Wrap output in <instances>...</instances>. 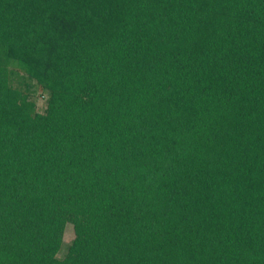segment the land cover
<instances>
[{
    "label": "trees",
    "instance_id": "trees-1",
    "mask_svg": "<svg viewBox=\"0 0 264 264\" xmlns=\"http://www.w3.org/2000/svg\"><path fill=\"white\" fill-rule=\"evenodd\" d=\"M0 264H264V0H0Z\"/></svg>",
    "mask_w": 264,
    "mask_h": 264
},
{
    "label": "rangeland",
    "instance_id": "rangeland-1",
    "mask_svg": "<svg viewBox=\"0 0 264 264\" xmlns=\"http://www.w3.org/2000/svg\"><path fill=\"white\" fill-rule=\"evenodd\" d=\"M31 98L36 103L37 111L43 112L47 96L42 92V90L38 86H36V88L34 89V93L33 95H31ZM71 237V230L67 228L65 231L64 243H66Z\"/></svg>",
    "mask_w": 264,
    "mask_h": 264
}]
</instances>
